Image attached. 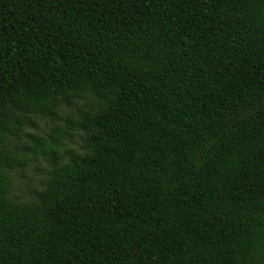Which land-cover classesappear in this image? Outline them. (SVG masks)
I'll use <instances>...</instances> for the list:
<instances>
[{"label": "trees", "instance_id": "16d2710c", "mask_svg": "<svg viewBox=\"0 0 264 264\" xmlns=\"http://www.w3.org/2000/svg\"><path fill=\"white\" fill-rule=\"evenodd\" d=\"M0 264H264V0H0Z\"/></svg>", "mask_w": 264, "mask_h": 264}, {"label": "rangeland", "instance_id": "374dc122", "mask_svg": "<svg viewBox=\"0 0 264 264\" xmlns=\"http://www.w3.org/2000/svg\"><path fill=\"white\" fill-rule=\"evenodd\" d=\"M85 108L84 99H79L73 105L60 106L57 117L53 119L29 115L27 116V123L23 126L19 136L16 138L7 136L4 145L14 157H20L21 159L27 144V135L43 136L51 128L63 126L67 118L76 116L80 110ZM82 136L83 132L78 129L72 131L70 137L62 139L59 146L62 156L58 159L52 160L45 156H31L25 165L10 170L11 183L7 195L19 203H36V194L42 189L48 170L65 162L70 154L84 152L81 141Z\"/></svg>", "mask_w": 264, "mask_h": 264}]
</instances>
